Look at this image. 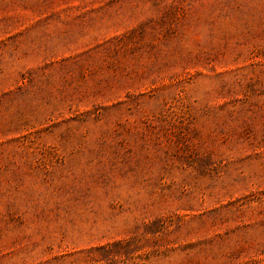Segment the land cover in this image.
Wrapping results in <instances>:
<instances>
[{
    "label": "rangeland",
    "instance_id": "obj_1",
    "mask_svg": "<svg viewBox=\"0 0 264 264\" xmlns=\"http://www.w3.org/2000/svg\"><path fill=\"white\" fill-rule=\"evenodd\" d=\"M0 264H264V0H0Z\"/></svg>",
    "mask_w": 264,
    "mask_h": 264
}]
</instances>
